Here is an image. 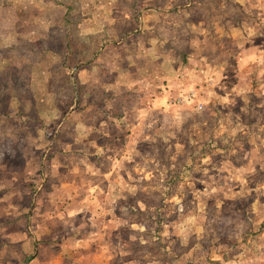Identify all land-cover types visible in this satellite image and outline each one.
Listing matches in <instances>:
<instances>
[{
    "label": "rangeland",
    "instance_id": "obj_1",
    "mask_svg": "<svg viewBox=\"0 0 264 264\" xmlns=\"http://www.w3.org/2000/svg\"><path fill=\"white\" fill-rule=\"evenodd\" d=\"M44 1L51 4L47 10H43ZM68 8L73 20L69 39L74 47L71 61H77L84 49L86 35L79 33L83 28L86 32H96L92 34L93 43L107 32L106 40L114 43L117 39L118 44L104 50L100 66L92 72L79 70V67L75 71L58 70L59 63L46 57V64L55 65L56 70L50 71L54 76L44 78L45 72H41V86H35L29 70L35 57L30 55L29 43L23 41L24 48L3 51L1 46L11 40L0 36V55L6 59L0 61V112L11 115L7 116L9 120L0 118V127L4 124L9 127L4 143L12 148L5 152L3 159L14 178L29 179L24 183L27 186L22 187L24 192L13 193L9 201L13 204L21 201L33 211L32 215L38 213L41 192L47 188V174L39 183L40 187L34 188L36 184L30 180L35 168H24L15 148L26 147L30 158L34 143L30 139L39 131L49 140L48 146H53L58 129H68L70 141L58 143V162L71 165L74 176L81 175L80 181L82 174L89 170L91 177L89 185L82 186V181L76 185L79 192L75 193L71 204L73 210L81 209L85 213L67 222L76 226L88 222L96 224V238L100 244L99 247L81 248L77 253L69 243L66 259L76 255L83 259L78 264H128L131 260L125 259L127 248L132 238L138 236V231L137 226L130 225L136 221V216H129L134 206L131 199L128 205L123 204V196L161 195L163 189L157 181L142 191L137 189V183L163 177L162 173L167 170L160 165L162 154L165 157L172 153L173 174L180 170L176 157L182 150L170 148L178 144L182 134L191 138L192 144L205 145L207 150L202 161L197 159L198 163L183 173L180 187L174 188L172 184L170 203L182 197L189 204L193 202L191 212L205 209L211 212L206 228L207 244L212 243L209 237L234 243L241 235L249 233L253 224H257L255 230L263 226L264 0H0V17L6 12L7 18L17 22L18 31L28 36L29 32L40 28V21L61 19ZM84 15L94 20L83 22L81 28L79 20ZM101 28L105 31L99 33ZM57 34L62 36L61 32ZM14 40L16 44V37ZM53 43L62 51V40L54 38ZM102 64L104 67L113 64V70L101 69ZM89 75L92 80L88 79ZM84 81L96 83L101 89L90 88L92 98L81 95L80 102L73 106L70 102L75 91L72 86L77 88ZM105 83L107 88L103 89ZM135 84L138 89L131 94L128 88ZM110 90L117 92L108 95ZM32 98H36L34 102ZM71 108L77 110L74 112ZM21 112L29 115L23 119ZM72 112L70 121L65 122L64 118ZM36 115L41 118L36 119ZM121 118L124 123L117 126L116 121ZM76 129L82 136L89 133L85 142ZM138 142L141 143L139 147ZM131 147L137 157L129 160L125 169L118 167L116 160ZM49 152L46 158L53 155ZM187 152L190 154L193 150ZM68 181L65 179V183ZM32 186L34 195L25 197V191L28 194ZM169 208L173 216L176 207ZM241 209L242 213L237 214ZM2 213L0 218H4ZM16 216L13 214L12 218ZM127 216L125 221L123 218ZM178 219L181 218L174 222L179 231L169 227L163 230L168 245L176 243V237L181 235L189 240L195 225L199 224L193 218L192 226L183 231L185 226L179 225ZM58 222L61 220L55 217V223ZM34 227L33 236L36 237L37 224ZM62 230L58 233L65 232ZM6 233L0 232V236ZM253 237L264 238V231L255 232ZM108 240L110 247L118 250L117 256L115 251L109 255L106 252L109 248L103 250ZM227 249L226 246L220 248ZM238 249L242 255L246 250L243 245ZM80 254L82 257L78 256ZM203 254L206 251L201 256ZM211 254L217 257L215 252ZM260 254L261 250L255 255L259 258ZM55 256L49 254L50 258ZM147 257L155 260L152 264L167 263L156 251H149ZM261 257V264H264V255ZM144 259L136 261L142 264ZM37 264H47V261ZM203 264L209 263L204 261Z\"/></svg>",
    "mask_w": 264,
    "mask_h": 264
},
{
    "label": "crops",
    "instance_id": "obj_2",
    "mask_svg": "<svg viewBox=\"0 0 264 264\" xmlns=\"http://www.w3.org/2000/svg\"><path fill=\"white\" fill-rule=\"evenodd\" d=\"M44 3L45 4H43V10H47L48 8H50L51 5L50 3L46 1H44ZM57 5L60 4L57 3ZM69 12L70 9L68 8V10H66V13L62 16L61 19L57 18L44 22L40 21L38 23L40 28L38 30L29 32L28 36L25 35L23 31H18V29L16 28L17 22L13 23L10 20V18H7L5 16L6 12L2 14L0 17V36L5 40L8 39L11 40L10 42H7L1 46V49L3 51L4 50L11 51V50L24 48V45H22L23 41H27L29 43L30 45L29 49L31 51L30 55L32 57H35L34 59L35 61L33 62V65H31L32 63L29 64L31 65L29 67V70L32 71L33 82H34L33 85L35 86L36 85L41 86L39 81V75H41V72H45L44 78H53L54 76L52 73H50V71L54 69L56 70V68L54 67L55 65L50 64L51 65L50 66L46 64L45 63L46 57L50 56V58L53 59V61H56L55 63H59L58 65H56L58 66L57 68L58 70L62 69L65 71L67 70L75 71L77 67H79V70H83V71L91 70L92 72V70H94L95 67L100 66L101 62L99 63V61H101L104 58L103 55L104 50L106 52L107 49H109L111 46L118 44L117 39L114 41V43H111L110 41L106 40V37H109L107 36V32L106 35L104 33L101 34V39L100 40L97 39L95 43H93L92 34L93 33L95 34L96 32H93L92 30L86 32L85 28H83L82 23L83 22L85 23L87 20L92 21V19L94 20V18L84 15L79 20L80 21L79 27L83 28V30L80 31L79 33L86 35L85 38L86 43L82 45L85 50L83 49V51L80 53L81 54L80 58L77 61H71V56L72 54H74V50H73L74 47L69 39H71L70 35L72 34L71 29L73 27V20ZM19 21H21V19ZM57 31L61 32L62 36L57 34ZM104 31H105L104 28H101V31L99 33ZM15 37L17 41L16 44L14 43ZM54 38L62 40L63 42L62 51H60L57 46H54L53 43ZM64 48H66V51L64 50ZM78 50H80V48H78ZM4 60H6L5 57L3 55H0V61H4ZM105 64L107 65V63ZM113 67H114L113 64H110L109 67L108 66L104 67V64H102L100 68L113 70ZM20 69H22V66ZM91 76L92 75H89L88 79ZM92 79L93 78L89 80ZM114 79L116 81V78ZM98 86L99 85H97L96 83L87 84L86 81H84L83 84H81V86L79 85V87L77 88H75V85H73L72 89L75 91L74 94L72 93V96H70L71 97L70 102L73 104V106L74 104L75 105L78 104L80 102L81 95L84 98H92L93 95L91 94L89 89L90 88L95 89ZM106 88L107 85L105 87L103 86V89ZM136 88L138 89L137 84H135L134 87L132 85L130 88H128V91H130L131 94L133 92L135 93ZM97 89L100 90L101 88H97ZM112 92H117V91L110 90V93H108V95H112ZM149 93L150 92H147V94ZM35 99L36 98H34L32 102H34ZM39 99L40 98H37V100ZM53 99L56 100L58 98H53ZM58 109L60 108L58 107ZM72 110H74L75 112V110L77 109L73 108ZM66 114H68V112ZM72 114L74 113L73 112L70 113L67 119L64 118L65 122L66 120L70 121ZM26 115L29 114L27 112L20 113V116H22L23 119L25 118ZM7 116H11L10 113H8V115L6 114L2 115L0 112V118L9 120ZM40 118L41 115L36 117V119H40ZM123 123H124L123 118L118 119L116 121L117 126H122ZM23 125L25 126V124ZM61 126H63V122ZM132 126H135V124H132ZM8 128L9 127L6 124L0 127V211L3 212L0 213H2L1 215L4 216V218H0V232L2 233L7 232L6 234L0 236V264H37L40 261H47V264H72V261H75L74 264H78V261L82 262L83 259L78 258L76 255L72 257L70 260L66 259V255L69 253L68 244L71 243L75 249V252L77 250V253H79L81 248L84 249V248L97 247L100 244V240L96 238L98 235L97 234L98 226L96 224L92 222H88L87 224H84L82 226H76V224L74 223L70 224L69 222H67L69 218L76 217L78 215L85 213L81 209L73 210L71 208V204L75 198L74 196L75 193L77 195V193L79 192L78 189L76 188V185L78 183L80 184L81 181H82L81 182L82 186L89 185L88 178L91 177V174H89L90 172L89 170L88 172H85L86 174H82V179L80 181L81 175L78 174V176L75 177L74 176L75 172L74 169L71 167V165L65 166L63 163L59 164L58 162L59 154H60L58 151L59 149L58 143L60 141L64 142L65 140H69L71 137V133L69 132L68 129L62 130L60 127L57 131L56 139L54 141L52 140L53 146H48L49 140H46L45 136H42L43 132L41 131L40 133L39 131V133L36 136H34L33 139H30V142H34L31 150L32 156L30 158L26 153L29 149H27L26 147H20L19 149L15 148V150L19 151L20 159L22 160L23 165L25 166L24 168L27 169V166L29 167L31 166L32 168H35L34 177L32 178L30 176V178H32L30 181L36 184L34 188H37V185H39V183L44 181V174H47V178H45L47 179V184H46L47 188L45 189L46 192L44 190L41 192L40 195L41 202H39L37 208L38 213L32 215L33 211H31V209H28L26 205H22L21 201L16 204H13L11 200L9 201V199H12L14 197V195H12L13 193L17 191H20L21 193L24 192L22 187L27 186L24 183L27 184L29 179L20 178L19 180H17L16 178H14L13 174H10L9 168L4 162L3 158L6 155L5 152H10L12 150V148H7L4 143V141L8 139L5 136L6 131L10 130ZM76 132L78 133L79 138L82 139L83 142H85L86 141L85 136L89 135V133L84 134L82 136L80 130L76 129ZM1 135L3 137H1ZM140 144H141L140 142L137 143L138 147ZM118 146L120 148H123V146L121 145ZM132 148L133 147L124 151V153L120 155L121 159L116 160L118 167L121 166V168L124 167L123 169H125V167L129 163L128 161L133 159V157H137V155H134ZM102 149L104 148L102 147ZM22 151H24L25 153H23ZM81 151L82 150H80V152ZM47 152L53 155L48 156L46 158ZM101 161L102 160H99V162ZM82 163L85 166L87 165L85 161H83ZM6 170H8L9 172H7ZM123 171L124 170H121L120 172ZM27 176L28 174L26 175V178ZM65 179L69 181L65 183ZM18 184L20 186H17ZM125 186H127V184ZM31 189H33V186L28 189L29 190L28 194L27 191H25L26 193L25 197L29 195L28 197L30 198V194L34 195ZM241 213H242V209L240 210V212H237V214H241ZM13 214H16L18 216L12 218ZM132 215L130 216L132 217ZM246 215H247L246 212H244V217H246ZM5 217L7 218V221ZM55 217H59V219L61 220V222H58L59 224L55 223ZM125 221H127V219ZM36 224L38 226L37 228L38 230L36 231L38 232L36 237H34L33 229H35L34 226H36ZM126 224L127 223L125 222L124 225ZM132 224H134V221H132ZM132 224L130 223V225ZM256 226L257 224H253V228L250 230V232L241 235V238H239L238 240L236 239V242L234 243L217 242L215 245H212L211 247H209V249L205 250L206 254H203L202 256H198V255L194 256L193 259H191L188 264H203L204 261L208 262L209 264H254V263L261 264L262 261L261 256L264 255L263 254L264 238H255L253 237V234L257 231H264V225L263 226L260 225L259 226L260 229L258 228L257 230H255ZM59 229H63L65 230V232L59 234L58 233ZM138 230L139 227H137V231ZM136 239L137 237L132 238L130 244L134 242ZM242 245L245 246L246 248L243 255L240 253L238 249L239 246ZM225 246L228 248L227 250H220V248ZM104 247L103 250L109 248L108 249L109 252L106 251L109 255L114 254L113 251H115L117 256L118 250H116L115 247H114L115 250L114 248L112 249L110 247L109 240L107 246L105 245ZM218 248L219 251H217ZM259 250H261V254L260 257L258 258L257 255L255 254ZM213 252H215V255L217 256L216 258L212 257L211 253ZM49 254H55L56 256L54 258H50ZM61 255H64V258H62ZM78 256L82 257V254ZM154 262L155 260L151 263Z\"/></svg>",
    "mask_w": 264,
    "mask_h": 264
},
{
    "label": "trees",
    "instance_id": "obj_3",
    "mask_svg": "<svg viewBox=\"0 0 264 264\" xmlns=\"http://www.w3.org/2000/svg\"><path fill=\"white\" fill-rule=\"evenodd\" d=\"M185 131L187 133L188 128ZM179 138L178 144L171 146L170 150L175 147H178V150H182L178 157H176V166H179L178 169L180 170L177 169L178 171L173 174L171 172L172 165L174 164L171 162L172 153L168 155L165 154V157L162 154L160 165L167 170V172L162 173L163 177H160V179L155 177L150 180L143 179L141 182L137 183V189L142 191L144 188H148L153 181H157L163 189L161 195L158 193H154L155 195L153 193H146L141 194V198H131L128 194L123 196V204L128 205L131 199V204L134 206L132 217L136 216V221L134 220V224H131L139 227L137 239L127 248L128 252L125 259L131 260L128 264H140L136 259H140V262H142V260L149 255V251H156L158 255L165 257L163 261L167 262L166 264H188L194 256H201V253H204V251L209 249L212 245H215L217 242H224L220 237L215 239L209 237L208 241L212 240V243L207 244L205 242L207 241L206 228L208 219L211 216V212L207 209L200 210L199 212H191L193 211L190 209L193 202L189 204L182 197L178 198V201L170 203L172 200L170 195V189L173 187L172 184H174V188L178 185L180 187L182 181H184L183 173L192 169V167L198 163L196 162L197 159L202 161L205 158V151L207 150L205 145H198L196 144L197 142L192 144V139L187 136L184 137L180 134ZM188 149L193 150V152L188 154ZM127 187L128 186L125 188ZM198 202L199 199L196 203ZM172 205L176 207L173 216L169 208ZM237 212H240V210ZM129 216L124 218V220L128 219ZM177 218H181L180 220L178 219L179 225L185 226L181 229L183 231L187 230V226H192L190 224L193 222V218H196L199 224L195 225V231L191 233L189 240L181 235L176 237V243L168 245V239L164 236L163 230L169 227L170 230H174L175 228V232L179 231L180 229L175 225L177 222H174ZM155 246H157V248H155ZM144 260L142 264H150L154 261L150 257Z\"/></svg>",
    "mask_w": 264,
    "mask_h": 264
}]
</instances>
